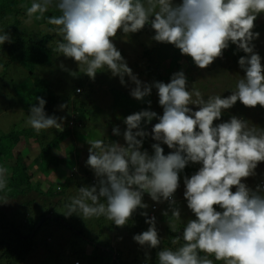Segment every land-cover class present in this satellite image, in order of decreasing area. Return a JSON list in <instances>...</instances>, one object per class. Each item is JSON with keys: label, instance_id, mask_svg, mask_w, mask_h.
<instances>
[{"label": "clouds", "instance_id": "1", "mask_svg": "<svg viewBox=\"0 0 264 264\" xmlns=\"http://www.w3.org/2000/svg\"><path fill=\"white\" fill-rule=\"evenodd\" d=\"M50 8L59 12L47 17V24L55 26L49 31L60 36L55 53L74 60L93 81L102 70L118 77L122 86L128 87L130 81L134 85L130 95L136 100L143 101L156 89L163 109L162 115L152 111L148 100L147 109L123 119V133L114 126L113 135L122 134L124 144L87 140L86 166L97 182L80 187L63 214L84 220L104 217L123 228L138 210H145L140 214L149 227L133 239L143 248L158 249V264H214V260L264 264V185L247 183L264 163V130L250 128L236 115L223 120L237 102L264 108V63L254 43L260 37L254 29L264 14V0H32L26 7L27 22L44 19ZM146 26L154 33L151 41L173 45L199 69H207L236 45L246 54L238 60L244 75L230 95L207 99L195 82L189 86L183 70L173 73L170 82L146 83L114 43L118 34L126 40ZM6 42L11 43L12 37L4 31L0 45ZM36 101L26 123L37 135L49 129L62 132L64 118L48 115L43 97L36 96ZM154 119L158 122L148 131L146 126ZM148 137L155 141L151 153L144 148ZM162 145L171 151L165 154ZM190 164L200 165L190 177L183 176V197L194 218L171 241L182 244L175 249L161 247L156 217L146 211L144 195L157 204L167 203L162 215L176 232L169 217L182 216L176 193ZM8 172L0 166V192L8 187Z\"/></svg>", "mask_w": 264, "mask_h": 264}, {"label": "rangeland", "instance_id": "2", "mask_svg": "<svg viewBox=\"0 0 264 264\" xmlns=\"http://www.w3.org/2000/svg\"><path fill=\"white\" fill-rule=\"evenodd\" d=\"M22 1L23 0H20V6H23ZM29 2L31 3L32 0H29ZM21 19L23 21L24 27H34L32 31L38 28L34 20L29 23L27 22L28 17H22ZM255 25L256 27L254 31L260 33L259 39L254 41L256 45L255 51L260 54V56L262 57V63H264V14H261V16L256 20ZM39 29L42 30V33L45 34L50 28L42 26V28ZM153 34L154 33L151 30L150 26H146L141 32L130 34L126 40L122 33L118 34V36L114 40V43L121 51L122 56L127 61L129 67L133 69V72L138 75L140 80L146 83H151L157 80L153 77V75L146 76V73L141 74L142 70H145L148 65L152 64V61L163 63L165 59V52L169 50V46L171 51L175 52L177 50V48H175L173 45L160 44L151 41V36ZM57 41L53 43L54 46H56ZM5 47L7 48V42L4 45H1L0 48V74L2 72L3 74L5 73L3 75L4 77L2 76L0 78V133L4 135L8 132L7 130H9L7 129V127H11L8 125L9 123L10 125L13 124L12 128L16 130H19L21 128H29L28 124L26 123L29 118V113L24 110L26 105H28L29 103L25 99V97H23V102L21 103L15 96V88H17L16 84L24 82L25 80H27V78H23L18 82L15 80L13 87L11 86V80H13V78L20 77L17 75V70L20 68L18 63L8 64L5 63V61L1 62V56L3 55L2 53L4 50H6ZM145 51H149L150 55L144 56ZM167 53L170 54V52ZM52 55V64L49 67L36 68L34 71V78L41 77L52 82L57 97H59V102L57 103L56 109L60 108L61 105H66V107L62 109L63 112H72V110L76 112V109L80 107L79 102L85 103V105L82 106V112L85 113L86 117L91 120L89 121L88 125H90V129L94 130L93 134L91 135V139H102L107 143L115 141L124 144L125 141L123 135H113L112 129L114 126L119 125L121 133H123L126 128V125L123 123V119L133 112L136 113L138 111L133 109V105H136V108L138 109H147V106L149 107L147 101L150 100L151 108L155 109L158 114H163L162 107L157 104L159 97L156 89H153L152 94L148 97H145L143 101H139L134 99L130 95V89L131 87H134V85L131 84L130 81L128 87L122 86L118 77H112L110 72L103 70L102 72L97 73L96 78L93 81L90 77L83 74L82 71H79L78 65L74 60L65 58L62 55L59 56L60 54L55 52ZM4 59L6 60V57H4ZM219 59L214 62V67L209 73L207 71L201 73V69L192 73L188 78L189 86L191 87V84L195 82V87L201 91L205 99H207V97L211 95H230L231 91L235 89L236 83L244 75L243 71L241 70L239 71V73L235 72L228 76V73L224 71V69L227 70L226 67L224 65H221V63L218 61ZM5 64L6 68H4ZM61 64H63V68L61 67ZM182 64L183 69H186L190 65H193L189 61H184ZM22 73L26 75L24 72ZM76 85L84 86V94L76 96ZM26 89L28 90V88ZM12 94L13 98L9 99V97H12ZM7 104L9 105L6 106ZM20 104L23 107H21ZM126 109H129V111H127ZM227 112L223 114V120H228L230 116L236 115L241 119L247 120L250 128L254 127L257 129V131L264 130V109L262 110V107L257 106L256 108H247L240 102H237L236 105ZM46 113L51 116L52 114L49 113L53 112H49L46 110ZM78 114L79 113H77V115ZM156 121L158 122V120ZM157 122L153 121L152 125ZM219 122L221 121H217V123ZM152 125L147 128L148 131H151ZM48 132L49 131L47 130V135ZM147 140L148 143L145 144L144 148L147 149L149 153H151V144L155 141H153L151 137H148ZM70 141V138L65 140V144L62 147L63 149H65V154H67L68 156H71V144H69ZM1 143L4 144V141H2ZM162 146L165 149V154L171 151L167 148L166 145ZM88 150L89 149H87L86 147L81 148L80 154H82V158L78 159L79 164L75 165L73 161H70L67 166H65V168H62L61 171L53 172L52 178L54 179H46L45 177L38 175V179L42 182L45 189H48V186L51 184V180H57L56 177H58L59 179L57 180V182H64L67 179H72V185L68 191L69 199L65 204L70 203L71 198L75 196L77 197L79 195L80 187L91 186L97 182L94 171L90 167L86 166V161L89 156ZM31 151H34L37 156L38 147H24L22 152H24L25 154H29L33 160L36 156L32 154ZM2 164L7 165V161L0 160V165ZM35 164L37 163H34V168L36 170L37 165ZM77 166H79V169L77 168ZM73 168L76 170V174L74 173V175L71 177V169ZM8 170L9 174L11 168H8ZM256 171L257 175L247 180V183L252 187H255L261 180L264 179V163H261ZM183 192V177H181V186L176 193V199L178 202V206L182 210V216L180 219H176L175 217L171 216L169 217V219L172 220L175 224L176 232H171L167 223V218L162 215V212L168 208L167 203L157 204L151 200L148 194L144 195V202L149 205L148 209H146L149 216L153 212V204L158 207V210L156 211V217L157 229L161 238L163 239L161 247L175 249L179 246V244H182V240L179 241V244L177 245H172L171 241L180 234V229H183L184 225L187 223V220L190 218H194L190 211L187 209L186 200L183 197ZM32 193L33 191H30L24 196H20L14 200H11L10 204H7L5 202L3 204H6L4 206L9 207L8 212L12 213L15 209H17L18 211L25 209L27 210V206L24 205L27 202L26 200L31 201L35 199V202H33L34 205H42L48 203L42 195ZM65 211L66 206H64V210H62V212L64 213ZM142 211L145 210H138L137 213L134 214L132 220L123 228L115 226L111 221L107 220L104 217L86 218L85 220L76 214L68 217V222L73 223L76 229L83 232L88 239V242L82 240V246L84 245L85 248L80 252V254H77V252H73V254L77 256V258L81 257L80 260H77H79L82 264H86L83 259V257H85L83 253L85 251L89 253L93 252L95 247L92 245V243L95 242L93 244L98 247H102V244L104 246H109V248L112 247L113 250L115 249L114 252L116 254L114 256V259L115 257L117 259L119 258L123 264H145L147 261L158 264V249L149 250L143 248L133 239L134 235L142 233L149 227V225L145 222V217L140 214ZM101 218H104L106 222L101 224ZM2 220H4V218H2ZM54 232L55 243L60 238L59 234L61 235L62 233H64L66 235L72 236V233L70 231L64 232L58 227L54 228ZM146 252H150V256H146ZM98 253L103 255L102 250H99ZM38 256H33L32 259L34 261H37L39 260L38 258H41L40 255ZM64 256L65 262H69L70 264L72 262V264H74V256ZM212 259L214 260V258ZM110 264H113L112 261ZM214 264H223V262L214 260Z\"/></svg>", "mask_w": 264, "mask_h": 264}, {"label": "trees", "instance_id": "3", "mask_svg": "<svg viewBox=\"0 0 264 264\" xmlns=\"http://www.w3.org/2000/svg\"><path fill=\"white\" fill-rule=\"evenodd\" d=\"M22 3L23 6H20V0H0V34L7 31L12 37V42L7 43V48L5 47L6 50L2 53L1 62L5 61L8 64L18 63L19 65L20 69H18L19 71L17 70V75L20 77L11 80L12 87L15 80L18 82L23 78H27L24 82L16 84L17 88H15L17 100L22 103L23 97H25L29 103L24 110L29 113L32 103L38 105L36 96L43 97L47 101L45 111L53 112L49 114L64 118L62 124L64 130L58 132L55 129H49L48 135L46 132L37 135L29 125V128L16 130L12 128L13 124L10 125L9 123L8 125L11 126L7 127L9 133L7 132L5 135L0 133V160L7 161V165L2 164L0 166L11 168L8 174V187L0 192V264H70L69 262H65L64 255L74 256V264L76 262L82 264L79 261L81 257L77 258L73 252L80 254L85 248L84 245L82 246V240L88 242V239L83 232L76 229L73 223L68 222V217L66 218L62 212L64 206L67 205L65 204L66 201L69 199L68 191L71 188L72 179L57 182L59 179L56 177L57 180H51L48 189H45L42 182L38 179V175L46 179H54L52 178L53 172L61 171L70 161H73L75 165L79 164L78 159L82 158L80 149L83 147L89 149L90 145L87 144V140H92L91 135L94 130L90 129V125H88L91 120L82 112V106L85 103L79 102L80 107L76 109V112L72 110V112L67 111L66 113L61 108L56 109L59 97H57L52 82L41 77L34 78L36 68H45L52 64L51 58L54 53L53 48H55L53 43L58 38L60 40V36L56 32L49 31L48 29L49 33L44 34L39 28H42V26L54 28L55 26L47 24V17L59 15V12L55 9H49L44 14V19H33L38 27L35 30L38 31H32L34 27H24L21 19L22 17H27L26 7L30 6L32 2L23 0ZM167 52H170V54ZM148 55H150V52L145 51L144 56ZM243 55L246 54L238 50L236 45H230L224 51L223 58H220L218 61L226 67L227 70L224 69V71L228 73V76L241 71L238 60ZM4 57H6V60ZM184 61H189L193 65L183 69L182 63ZM213 67L214 63L207 69H202L201 73L205 71L209 73ZM4 68H6V64ZM181 70L185 72L188 79L192 73L201 69L194 65L190 57L181 55L178 49L175 52L171 51L169 46V50L165 52L163 63L152 61V64L148 65L145 70H142L141 74L146 73V76L153 75L157 81L170 82L172 74ZM4 74L2 72L0 78ZM78 89L79 91H77ZM84 91L83 85H76V96L84 94ZM11 96L9 99L13 98V94ZM157 104L159 103L157 102ZM20 106L23 107L21 104ZM133 109L138 110L137 112L142 110L136 108V105H133ZM126 110L129 111V109ZM151 110L157 112L155 109L151 108ZM153 121L157 122L155 119ZM151 125H147L146 128ZM69 138L71 139L69 143L71 144V156L65 154V149L62 148L65 144L64 141ZM2 141H4V144L1 143ZM24 147H38L37 156L34 151H31L36 156L32 160L29 154L22 152ZM34 163H37L35 164L37 165L36 170ZM199 167L200 165L190 164L181 174V177L184 175L190 177ZM263 183L264 179L259 182L261 185ZM30 191H33L37 195H42L48 203L34 205L35 199L31 201L26 200L27 202L24 205L27 206V210L18 211L15 209L12 213H9V207L4 206L6 204L3 203L7 202V204H10L11 200L24 196ZM105 222V219L101 218V224ZM56 227L64 232L70 231L72 236L64 233L59 234L60 238L55 243L54 228ZM181 231L182 228L180 229ZM93 243L92 245L95 247L93 252L83 251V255L85 256L83 259L86 264H110L111 261L113 264H123L119 258L115 257L114 259L116 254L114 252L115 249L113 250L112 247L109 248V246L102 244L103 248L98 247ZM98 249L103 251V255L98 253ZM38 255L41 258L34 261L32 259L33 256L37 257ZM145 264L155 263L147 261Z\"/></svg>", "mask_w": 264, "mask_h": 264}, {"label": "built area", "instance_id": "4", "mask_svg": "<svg viewBox=\"0 0 264 264\" xmlns=\"http://www.w3.org/2000/svg\"><path fill=\"white\" fill-rule=\"evenodd\" d=\"M264 185V183L262 184ZM158 207L156 205L153 206V212L150 214V217L151 216H155L156 217V211H157ZM76 264H80L79 262H76Z\"/></svg>", "mask_w": 264, "mask_h": 264}, {"label": "crops", "instance_id": "5", "mask_svg": "<svg viewBox=\"0 0 264 264\" xmlns=\"http://www.w3.org/2000/svg\"><path fill=\"white\" fill-rule=\"evenodd\" d=\"M92 140H95V139H92ZM107 143V142H106ZM112 143V142H111ZM148 143V140L147 139H145V141H144V146H145V144H147ZM67 166V165H66ZM77 168L79 169V166H77ZM74 173L76 174V170L73 168V169H71V175L73 174L74 175ZM153 206H154V204H153Z\"/></svg>", "mask_w": 264, "mask_h": 264}, {"label": "water", "instance_id": "6", "mask_svg": "<svg viewBox=\"0 0 264 264\" xmlns=\"http://www.w3.org/2000/svg\"><path fill=\"white\" fill-rule=\"evenodd\" d=\"M49 217V216H48Z\"/></svg>", "mask_w": 264, "mask_h": 264}]
</instances>
